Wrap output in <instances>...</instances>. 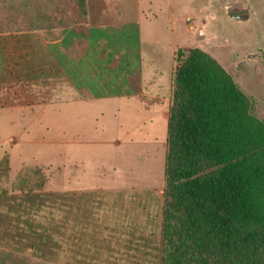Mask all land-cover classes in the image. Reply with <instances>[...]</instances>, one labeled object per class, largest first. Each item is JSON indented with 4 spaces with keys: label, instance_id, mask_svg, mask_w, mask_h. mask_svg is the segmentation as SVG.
<instances>
[{
    "label": "rangeland",
    "instance_id": "374dc122",
    "mask_svg": "<svg viewBox=\"0 0 264 264\" xmlns=\"http://www.w3.org/2000/svg\"><path fill=\"white\" fill-rule=\"evenodd\" d=\"M112 1H105L108 15L138 22L130 39L140 38L145 63L160 69L154 96L145 103L133 97L79 109L52 103L34 108L42 116L30 124L27 119L7 126L8 115L32 110L3 109L8 97L2 93L17 88L0 82V248L32 254L31 245L42 247L44 241L15 221L14 206L30 209L45 200L43 221L53 223L49 232L57 239L59 264H156L151 254L161 248L166 188L165 100L178 49L198 48L213 57L264 121V0ZM13 39L3 36L0 43ZM43 90L51 102L71 97L67 85ZM81 168L89 184L123 190H74L73 170ZM49 244L44 250L54 246Z\"/></svg>",
    "mask_w": 264,
    "mask_h": 264
},
{
    "label": "trees",
    "instance_id": "16d2710c",
    "mask_svg": "<svg viewBox=\"0 0 264 264\" xmlns=\"http://www.w3.org/2000/svg\"><path fill=\"white\" fill-rule=\"evenodd\" d=\"M87 21V0H0V37ZM174 65L160 264H264V121L208 53L178 49ZM130 84L140 91L138 77ZM14 207L22 231L44 242L32 254L0 248V264H59L45 200ZM45 238L54 243L47 251Z\"/></svg>",
    "mask_w": 264,
    "mask_h": 264
},
{
    "label": "crops",
    "instance_id": "0c3cea01",
    "mask_svg": "<svg viewBox=\"0 0 264 264\" xmlns=\"http://www.w3.org/2000/svg\"><path fill=\"white\" fill-rule=\"evenodd\" d=\"M105 1L108 0H87L88 21L80 28L56 34L36 32L14 35V39L6 43L1 40L0 82L4 86L17 88L15 92L8 89L2 93V97H8L7 106L3 109L26 110L28 107L32 110L30 115H8L7 126L27 119L30 124L34 121L33 118L42 116L34 115V108L43 109L52 103H71L72 107L79 109L91 108L98 102L123 101L133 97L145 103L149 94L154 96L161 72L154 68L152 62L145 63L142 40L137 36L130 39V28L138 25V22L125 19L119 21L116 17L109 16ZM174 66L173 64V71ZM137 77L139 92L130 84V80ZM172 82L173 78L165 100L169 104V110ZM38 85L41 88L39 91L30 90ZM59 85H67L71 97L67 100L57 98L51 102L49 97H45L43 89ZM167 119L169 121V116ZM87 174L83 168L73 170L74 190L81 193L123 190L122 187L91 185ZM160 254L161 248L151 254L154 260L157 258L156 264H160Z\"/></svg>",
    "mask_w": 264,
    "mask_h": 264
}]
</instances>
